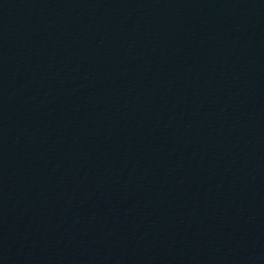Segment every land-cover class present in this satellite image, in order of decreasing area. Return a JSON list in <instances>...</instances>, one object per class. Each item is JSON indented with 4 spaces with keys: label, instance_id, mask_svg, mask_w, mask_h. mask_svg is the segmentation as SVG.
Returning <instances> with one entry per match:
<instances>
[{
    "label": "water",
    "instance_id": "95a60500",
    "mask_svg": "<svg viewBox=\"0 0 264 264\" xmlns=\"http://www.w3.org/2000/svg\"><path fill=\"white\" fill-rule=\"evenodd\" d=\"M0 264H264V0H0Z\"/></svg>",
    "mask_w": 264,
    "mask_h": 264
}]
</instances>
